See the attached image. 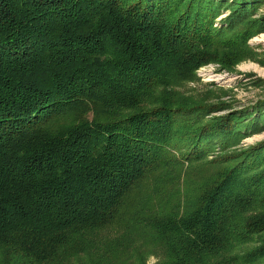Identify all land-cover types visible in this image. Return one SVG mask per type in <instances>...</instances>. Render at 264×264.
I'll return each instance as SVG.
<instances>
[{"label": "trees", "instance_id": "obj_1", "mask_svg": "<svg viewBox=\"0 0 264 264\" xmlns=\"http://www.w3.org/2000/svg\"><path fill=\"white\" fill-rule=\"evenodd\" d=\"M261 1L0 0V264H264V101L178 90Z\"/></svg>", "mask_w": 264, "mask_h": 264}, {"label": "rangeland", "instance_id": "obj_2", "mask_svg": "<svg viewBox=\"0 0 264 264\" xmlns=\"http://www.w3.org/2000/svg\"><path fill=\"white\" fill-rule=\"evenodd\" d=\"M226 12V11H224ZM264 16V0L257 5L251 18L259 19ZM219 18L216 24L219 26ZM254 52L253 58H247L234 66V70L220 69L216 63H208L196 70L197 78L188 81L178 88L185 94L198 92L210 101L221 100L230 104L234 110H244L264 101V31L254 34L248 39ZM216 112L213 115L223 114ZM263 121V119H262ZM264 140V129L250 133L237 141L236 145L227 148V151L239 149ZM211 157V155L209 156ZM156 260L151 255L147 264Z\"/></svg>", "mask_w": 264, "mask_h": 264}]
</instances>
